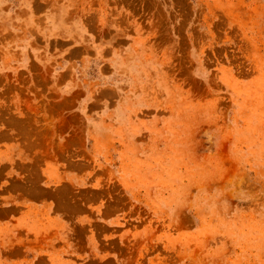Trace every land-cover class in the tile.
Masks as SVG:
<instances>
[{
  "label": "rangeland",
  "instance_id": "rangeland-1",
  "mask_svg": "<svg viewBox=\"0 0 264 264\" xmlns=\"http://www.w3.org/2000/svg\"><path fill=\"white\" fill-rule=\"evenodd\" d=\"M0 264H264V0H0Z\"/></svg>",
  "mask_w": 264,
  "mask_h": 264
}]
</instances>
